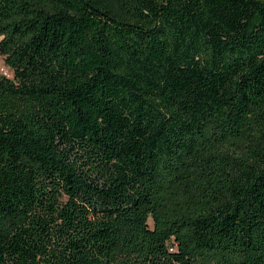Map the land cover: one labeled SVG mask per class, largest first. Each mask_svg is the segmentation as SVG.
Masks as SVG:
<instances>
[{
    "label": "trees",
    "instance_id": "trees-1",
    "mask_svg": "<svg viewBox=\"0 0 264 264\" xmlns=\"http://www.w3.org/2000/svg\"><path fill=\"white\" fill-rule=\"evenodd\" d=\"M0 264H264V0H0Z\"/></svg>",
    "mask_w": 264,
    "mask_h": 264
},
{
    "label": "rangeland",
    "instance_id": "rangeland-1",
    "mask_svg": "<svg viewBox=\"0 0 264 264\" xmlns=\"http://www.w3.org/2000/svg\"><path fill=\"white\" fill-rule=\"evenodd\" d=\"M0 73L4 74L7 77H11V71L3 64L2 57L0 56Z\"/></svg>",
    "mask_w": 264,
    "mask_h": 264
}]
</instances>
